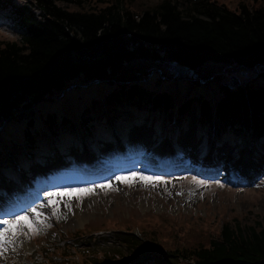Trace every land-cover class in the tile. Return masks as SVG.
Wrapping results in <instances>:
<instances>
[{
  "label": "rangeland",
  "instance_id": "rangeland-1",
  "mask_svg": "<svg viewBox=\"0 0 264 264\" xmlns=\"http://www.w3.org/2000/svg\"><path fill=\"white\" fill-rule=\"evenodd\" d=\"M106 1L114 0H90L89 3L98 5ZM158 1L127 2L147 7ZM220 2L230 8L238 5L236 0ZM19 36V31L7 21V14L0 11V40L15 41ZM127 69L128 76L134 73L136 76H126L125 84L136 81L150 94L161 89L165 78L169 80L171 93L181 100L190 95L197 84L193 81L197 74L193 71L188 74L191 70L178 74L172 66L149 63L129 65ZM202 72L201 75H217L218 82L216 85L205 80V85L201 83L194 90L198 95L204 92L205 87L215 97L219 83L229 84L232 78L239 80V77L256 83L254 86H264V70L258 68L247 70L234 64H208L202 68ZM109 88L110 83L80 84L63 97L62 94L58 96L61 98L46 107L71 110L90 99L101 100ZM175 101L178 103L180 100L176 97ZM141 110L135 111L137 114L140 112L141 116L136 121L131 119L129 113L119 122L112 121L110 115L104 113L103 120L93 121L92 132H81L77 128L73 135L63 133L58 139L60 149L65 151L71 148L70 154L65 157L55 154L51 156L52 159H43L37 155L44 149L36 150L34 154L21 149L16 154L18 157L8 153L0 160V189L3 192L0 193V212L6 208L2 205H7L9 210L21 209L11 215L9 211L8 216L0 217L4 220L27 214L37 230L25 229L24 234L18 233L10 243L0 244V264H91L99 262L98 258L103 255L116 260L121 254H124L125 259L118 264H148L152 255L164 253L167 248L173 249L177 245L206 246L209 236L218 234L224 223L264 229V135L255 137L233 127L222 128L219 122L213 120L200 124L195 106L188 119L178 120L175 110H165L157 119L158 122H153L154 115L149 113V109L148 112L146 109L143 112ZM78 113L76 109L70 115L76 117ZM17 127L18 124L8 123L0 133L1 141L5 137L10 139L16 136L15 132L19 131ZM98 136H106L110 143L98 139ZM73 139H76V144L72 147L70 140ZM137 144L153 152L157 158L155 165L170 156L172 163L169 159L166 162L179 167L158 171L138 167L120 168L110 175L103 169L99 172L92 169V166H106L105 152L111 156H118V153L130 155L132 146ZM189 144L193 156H189ZM45 145L47 153L54 150L51 142ZM84 156L88 157L85 161L81 159ZM221 157L227 160V169L214 175L215 162L220 161ZM187 159L201 166V172L181 168V163ZM243 160L248 163L247 166H243ZM81 163L88 164L86 175L104 173V176L83 181L89 183L72 182V185L64 184V179L59 177L61 183L55 184L56 177L51 176L50 170L57 175L73 165L74 170L83 171L86 165L80 168ZM242 166L244 169L240 170L244 172H239L238 168ZM37 171H43L42 175ZM228 175L231 176L226 179ZM7 176L12 181L7 180ZM117 177L125 182L122 183ZM89 189H93L90 194ZM49 192H68L71 199L67 195L63 200L59 196L49 197ZM24 194L30 197L28 203L23 200ZM17 197L25 204H17L10 209V204ZM53 200L60 202L53 206ZM27 204L28 207H25ZM33 208L39 213L38 216L32 212ZM129 226H136L142 232L143 226L148 227V232H143V236L146 235L149 244L135 247V251L130 250L129 246L119 245L122 236H125L118 232L119 228L129 229ZM3 227L0 225V229ZM73 249L77 250L78 255L73 254ZM163 259L162 255L158 257L156 264H166Z\"/></svg>",
  "mask_w": 264,
  "mask_h": 264
},
{
  "label": "trees",
  "instance_id": "trees-1",
  "mask_svg": "<svg viewBox=\"0 0 264 264\" xmlns=\"http://www.w3.org/2000/svg\"><path fill=\"white\" fill-rule=\"evenodd\" d=\"M89 1L0 0V11L20 33L18 40H0V125H19L16 136L0 139V160L8 153L18 157L21 149L34 154L48 142L60 149L63 133L92 132L93 121L103 120L104 113L119 122L125 113L138 117V109L158 119L165 110H175L183 120L195 106L200 124L213 120L222 128L264 135V86L242 77L236 89L219 83L215 97L204 87V93L191 92L178 103L166 78L152 94L136 81L125 84L127 67L144 63L186 67L197 74L193 90L201 80L217 85V75H201L205 65L263 66L264 0H236V8L220 0H159L147 7L130 0ZM92 83H110L111 88L101 100L90 99L67 112L46 107L68 88ZM119 229L131 233L119 243L130 250L148 243L146 226L143 232L136 226ZM164 251L152 255L151 263L162 255L166 264H264V229L224 223L206 246ZM98 259L91 264H118L125 256Z\"/></svg>",
  "mask_w": 264,
  "mask_h": 264
},
{
  "label": "bare ground",
  "instance_id": "bare-ground-1",
  "mask_svg": "<svg viewBox=\"0 0 264 264\" xmlns=\"http://www.w3.org/2000/svg\"><path fill=\"white\" fill-rule=\"evenodd\" d=\"M192 148L189 144L188 146V152H189V156H193V152H192ZM153 152L151 151H144L143 150V147L142 145H134V147L132 146L131 150H130V155H123L122 153H120L119 157L118 158H113L111 156L110 153H106L105 152V155L107 157V164L105 167L103 168H100L99 166H92L94 169V172H99L101 169L105 170L107 172V175H110V174H113V173H116L118 172L117 169H120V168H134V167H138V168H141V169H145V170H156L157 167H161V166H156L155 165V162H157V158L152 154ZM166 157H170V156H166ZM223 157H221V160L220 161H217L215 162L216 163V169L215 171L213 170L212 171V174L214 173V175H218L221 173V171L223 170H226L227 169V160L226 159H223ZM82 160H87L88 157H82L81 158ZM167 160L169 159V162L172 163V160L170 158H166ZM165 160V158H164ZM166 160V161H167ZM244 162V163H243ZM125 165H122L124 164ZM243 163V166H247V164L245 163V161L243 160L242 161ZM264 163V162H263ZM166 164H168V162H166ZM171 167L173 166L174 168H177L179 167L178 165L175 166V165H170ZM243 166L241 167V169H244ZM171 167L169 168H164L163 170H169L171 169ZM181 168H188V169H193V170H201L202 167L199 166V165H196L195 163H192V159H187L186 162H183L181 163ZM263 167V166H262ZM260 167V168H262ZM70 168H73V165L70 166ZM257 169L258 171L260 170ZM57 169V168H56ZM242 171V170H241ZM50 174L55 176L56 177V182L55 184H59L61 183V180L59 179V177H62L61 175H55V173H53L51 170H50ZM38 174H41L43 173V171H37ZM252 174V173H251ZM104 176V173H101L100 175H85L83 177L80 178V176L76 175L74 177H67V176H63L62 178L64 179L63 182L64 184H70L72 182H83V181H92V179L94 178H99V177H102ZM231 175H228V176H225L226 179H229ZM25 188L27 189V187L25 186ZM25 190V189H24ZM24 199L23 200H26V203L29 202L30 200V197L28 194H24ZM18 209L20 208H13V210L10 212V215L11 213H13V211H17ZM9 208L6 209H2L0 214H4V215H7L8 216V213H9ZM3 220V219H1ZM2 225V224H0Z\"/></svg>",
  "mask_w": 264,
  "mask_h": 264
},
{
  "label": "snow or ice",
  "instance_id": "snow-or-ice-1",
  "mask_svg": "<svg viewBox=\"0 0 264 264\" xmlns=\"http://www.w3.org/2000/svg\"><path fill=\"white\" fill-rule=\"evenodd\" d=\"M116 179L121 180L122 183L125 182L121 177H117ZM198 183H202V182H198ZM92 191L93 189H89L88 194H90ZM66 195L69 196V198L71 199V194L68 192H49L48 193L49 197L59 196L61 200H63V197ZM59 202L60 201L53 200L52 204L53 206H55V204H58ZM32 212L36 214L37 216L39 215V213H37L35 208L32 209ZM0 224L5 226L2 229H0V244L10 243L12 239L17 237L18 233L24 234L25 229H27L28 231H37L33 227V222L31 221V219L29 218L27 214L22 215V216H17L13 219L0 220Z\"/></svg>",
  "mask_w": 264,
  "mask_h": 264
},
{
  "label": "water",
  "instance_id": "water-1",
  "mask_svg": "<svg viewBox=\"0 0 264 264\" xmlns=\"http://www.w3.org/2000/svg\"><path fill=\"white\" fill-rule=\"evenodd\" d=\"M170 66H172L174 68V71L177 72L178 74L179 73H185L188 69L186 67H179V66H175L173 64H171ZM259 70H264V67L263 66H260L259 67ZM192 71H189L188 74H191ZM239 84V81L237 80V78H232V83L231 84H228V87L230 89H233L234 87L238 86Z\"/></svg>",
  "mask_w": 264,
  "mask_h": 264
}]
</instances>
